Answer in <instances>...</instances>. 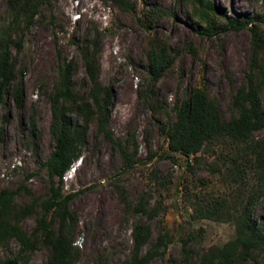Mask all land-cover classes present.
Returning <instances> with one entry per match:
<instances>
[{"label":"rangeland","instance_id":"1","mask_svg":"<svg viewBox=\"0 0 264 264\" xmlns=\"http://www.w3.org/2000/svg\"><path fill=\"white\" fill-rule=\"evenodd\" d=\"M130 1L133 9L121 11L110 0H49L24 29L21 49L12 50L21 104L15 106L7 96L0 105V189L28 190L14 197L17 207L48 193L49 179L39 162L52 147L49 94L57 81L58 60L74 61L73 88L86 93L90 82L75 42L95 38L97 79L112 93L106 126L127 152L133 149L132 141L136 144V161L125 167L119 148L96 133L94 122L88 125L81 156L61 178V192L75 193L68 204L75 214L71 239L79 251L75 264H123L134 250L131 230L136 223L149 229L148 241L137 255L157 234H167L164 252L148 264L195 263L207 247L221 245L234 232L231 221L197 217L195 208L211 199L237 208L249 202L250 218L258 219L264 216V186L248 166L236 175L230 170L233 149L228 143L203 146L196 160L169 151L165 126L175 119L174 105L193 86L202 87L216 101L223 119L236 114L232 95L245 82L252 53L247 27L260 18L253 24L264 39V0H210L217 13L211 27L201 33L198 29L205 23L190 15V4L184 0ZM150 7L162 12L152 14L151 28L146 29ZM226 17L246 26L234 27ZM5 20L6 0H0V26ZM151 37L165 42L176 57L152 93L140 97ZM261 100L264 103V94ZM253 137L264 138V128ZM140 202L143 211H135ZM39 212L35 205L19 221L24 232L33 229ZM17 250L11 238L0 245V257ZM47 253L44 247L34 248L25 264H43ZM236 264H264V250Z\"/></svg>","mask_w":264,"mask_h":264},{"label":"trees","instance_id":"2","mask_svg":"<svg viewBox=\"0 0 264 264\" xmlns=\"http://www.w3.org/2000/svg\"><path fill=\"white\" fill-rule=\"evenodd\" d=\"M121 11L133 9L130 0H110ZM190 4V15L211 27L212 17L217 8L210 0H184ZM49 0H6L7 20L0 26V105L5 104L7 96H11L15 106L22 100V86L14 69L12 50L19 51L23 44V31L33 22L34 15L40 8L48 7ZM146 14V29L151 28L152 14L162 10L150 7ZM228 24L234 27L246 26L233 18L226 17ZM251 20L248 30L252 35V53L249 70L245 82L232 95V107L236 114L229 119L220 115L216 101L202 87L193 86L187 91L179 104L172 108L175 119L166 128L167 149L178 152L185 157L196 158L203 146L217 143H228L233 149L230 155L231 171L237 174L242 166H248L256 174L257 180L264 186V138L255 139L253 133L264 128V49L261 57L258 51L264 47V39ZM139 21V19H137ZM144 24V23H143ZM197 30V29H196ZM84 67V74L90 82V88L79 94L73 88L72 73L75 63L72 59L59 57L57 65V81L49 94L51 120L49 134L52 147L48 157L39 162L45 168L49 179L48 193L41 200L32 198L28 203L16 206L13 199L21 193H28L25 187L0 189V245L9 239L18 244L15 255L1 258L0 264H25L27 255L34 248L47 249V257L43 264H75L79 251L72 243V226L75 214L69 209V201L74 192H61V178L69 166L81 156L85 142V134L90 123L94 122L96 133L119 148L124 158V166L135 163L136 144L127 152L115 139L106 126L108 107L112 101L110 89L97 79V39L75 42ZM176 53L171 52L166 43L151 37L145 50L146 81L138 95L152 93L156 82L170 69ZM74 115V119L71 117ZM32 126V125H31ZM188 165V164H187ZM54 178L57 179L56 183ZM38 205L40 212L36 214L33 229L26 233L19 221L34 211ZM249 202L237 207L225 206L223 201L211 199L203 206L195 208L196 216L214 221H231L234 232L231 239L221 245L207 247L197 262L187 264H236L250 258L252 253L264 250V216L251 219L248 211ZM141 202L136 204L135 211H143ZM57 223V227L54 223ZM133 253L123 264H148L156 256L162 255L167 245V234H157L142 255L138 249L146 244L149 238L148 226L136 223L131 230ZM185 249V244L182 247Z\"/></svg>","mask_w":264,"mask_h":264}]
</instances>
